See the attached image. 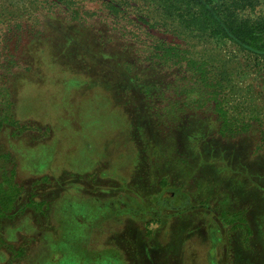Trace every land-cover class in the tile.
<instances>
[{"label":"rangeland","instance_id":"rangeland-1","mask_svg":"<svg viewBox=\"0 0 264 264\" xmlns=\"http://www.w3.org/2000/svg\"><path fill=\"white\" fill-rule=\"evenodd\" d=\"M158 11L0 0V264H264V57Z\"/></svg>","mask_w":264,"mask_h":264},{"label":"trees","instance_id":"trees-1","mask_svg":"<svg viewBox=\"0 0 264 264\" xmlns=\"http://www.w3.org/2000/svg\"><path fill=\"white\" fill-rule=\"evenodd\" d=\"M60 1L62 3L66 0ZM143 1H145V4L155 6V9L159 10L158 12L162 17L166 19L168 23L169 21L171 23L178 22L184 28L205 31L210 35L228 39L243 50H246L257 56L264 57V0ZM109 5L113 8L114 12L118 14V17L113 21V28H118L115 27V24L119 23L123 28H119L118 30H121L120 32H122V29L127 31L129 24L128 22L130 21L126 19L127 13L126 11H124L125 9H120V7L122 8L123 5L114 3ZM257 11L260 12L256 13ZM81 20L83 19H80L78 22L82 23ZM80 32L83 33V31ZM152 45L156 46L155 43H152ZM229 121L230 120L227 119L222 122L224 130L225 123H229ZM10 124H12L11 126L15 125V123L13 122ZM5 157H8V155L5 154ZM10 173L9 177L2 179L0 182V205L3 209V214L13 207L16 199L15 191H13L11 187V185L14 187V182L12 181L14 173L12 172V170ZM180 195L183 196L181 193ZM186 198L189 200V198L185 195L181 198L184 203H178L176 201L174 205L173 203H170L171 205L168 206V211H176V209L180 208V205L189 206L190 200L188 203H186ZM60 200H63V197H61ZM150 212L153 213L152 211ZM207 213L210 215V217L213 218L212 220H216H211L210 222H208L209 225L210 223L217 222L218 226H229V223H227L223 215H220L211 209H209ZM1 233H3V231H1ZM88 251L89 250L87 249L86 253H89ZM114 253L117 254L118 252ZM211 256L213 257V255Z\"/></svg>","mask_w":264,"mask_h":264},{"label":"flooded vegetation","instance_id":"flooded-vegetation-1","mask_svg":"<svg viewBox=\"0 0 264 264\" xmlns=\"http://www.w3.org/2000/svg\"><path fill=\"white\" fill-rule=\"evenodd\" d=\"M173 194V196H174V201H176V202H178V203H182L183 201L181 200V198L184 196H181L180 195V193L179 194H175V193H172ZM130 197V196H129ZM174 201H172V202H174ZM185 202L186 203H188L189 202V200L186 198V200H185ZM133 204L135 203L134 201L132 202ZM122 204H125V206L123 207L122 206ZM180 207H184V206H181L180 205ZM108 208V210H113L114 211V215L116 216H122V215H129L130 214V212L132 213V212H136V211H134V209H135V207H128L127 206V203H126V201H124V196L123 197H117L116 199H114V197H113V195L111 196V199H109L108 200V202H107V205H105V209H107ZM185 208V211H181L182 213L184 212V214H188V213H190V208H189V206H186V207H184ZM137 210H139L138 209V207H137ZM154 210H155V208H154ZM179 209H176V211H178ZM138 213L139 212H141V211H137ZM125 215L123 216V220H124V217H125ZM114 218H116V217H114ZM122 225H124V223H125V221H122V222H120ZM145 225H147V223H144ZM150 226V225H149ZM177 232V231H176ZM180 232H182V230H180ZM209 258L211 259L212 258V256L211 255H209Z\"/></svg>","mask_w":264,"mask_h":264},{"label":"crops","instance_id":"crops-1","mask_svg":"<svg viewBox=\"0 0 264 264\" xmlns=\"http://www.w3.org/2000/svg\"><path fill=\"white\" fill-rule=\"evenodd\" d=\"M17 203V199L15 200V203L14 204H16ZM110 211V213H109V215L111 216V218L114 216V211L112 210H109ZM110 220V219H109ZM109 220L107 219V222L106 223H109ZM56 223H59L58 221H56ZM17 223H15V224H13L12 223V225H16ZM4 230V229H3ZM23 230H21V231H19V232H17V234H16V237H15V239L14 240H11L10 241V243L12 244L16 239H17V236H18V234H20L21 232H22ZM23 232H29V231H26V230H24ZM113 238V237H112ZM7 242H9V241H6L5 242V240H3V237L1 238V244H3V245H8L7 244ZM87 250V249H86ZM89 251V253H87V254H93V249H88Z\"/></svg>","mask_w":264,"mask_h":264}]
</instances>
